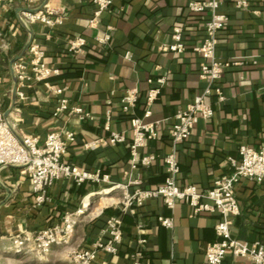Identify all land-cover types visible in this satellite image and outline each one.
<instances>
[{"label": "crops", "instance_id": "obj_1", "mask_svg": "<svg viewBox=\"0 0 264 264\" xmlns=\"http://www.w3.org/2000/svg\"><path fill=\"white\" fill-rule=\"evenodd\" d=\"M190 0H113L102 12L96 27L89 25L93 16L92 0H3L0 8V111L13 126L17 136L30 134L42 143L48 132L66 128L75 132V141L62 160L81 169L109 174L112 183L139 181L142 188L163 183L167 175L162 157L175 151L179 172L175 180L181 186L194 184L206 191L214 178L232 171L229 157L238 159V147L257 148L264 132V0H247L246 8L221 0L219 10L226 14L217 35L215 57L229 60L217 84L224 99L212 92L206 97L214 111L210 118L198 117L187 139L172 146L170 124L207 86L199 77L202 59L193 51L205 34L208 12L188 9ZM200 1V0H196ZM55 8L63 22L48 27L29 23L23 12ZM182 29L186 48L182 53L162 51L172 42L173 27ZM110 34L107 44L97 38ZM85 38L83 48H68L70 38ZM37 41L45 50L44 62L59 70L50 82L65 87L63 96L70 104H79L91 115L79 120L74 114L52 116L57 96L44 82L33 81L19 87L10 62L18 55L27 57L25 47ZM164 76L166 82L152 104L151 120L158 121L157 136L139 151L155 154L149 166L130 164L132 133L130 116L121 112V96L127 89L138 88L134 113L141 116L145 106L148 78ZM25 98L20 99L17 91ZM112 114L111 130L123 132L125 140L117 144L84 147L86 142L107 138L106 114ZM111 183L97 184L57 179L49 189V200L36 204L28 174L21 166H0V264H70L74 248H89L100 235L108 215L120 211L122 189L109 191ZM128 186L131 192L136 187ZM239 214L231 218L232 235L248 243L264 245V179H241L235 186ZM95 197H100L96 202ZM90 200L74 226L68 243H55L49 252H37L32 240L21 252L14 250L15 237L29 236L38 229L54 225L65 212L75 210ZM123 237L118 252L99 251L91 264H206L209 242L218 239L214 225L217 212L192 213L190 205L177 200L173 208L160 197L149 198L122 213ZM160 216L171 217L172 228L160 223ZM145 238L141 243L140 239ZM141 251V254L138 253ZM221 264H253L247 257L227 253Z\"/></svg>", "mask_w": 264, "mask_h": 264}, {"label": "built area", "instance_id": "obj_2", "mask_svg": "<svg viewBox=\"0 0 264 264\" xmlns=\"http://www.w3.org/2000/svg\"><path fill=\"white\" fill-rule=\"evenodd\" d=\"M3 0H0V8ZM95 8L93 16L89 19V25L96 27L102 12L110 9L113 0H92ZM233 6L237 8H246L247 0H231ZM221 0H190L187 3L189 10L195 13L208 12V18L204 23L205 34L200 45L194 46L193 51L198 53L202 59L199 67V77L207 81V86L203 91L189 102L183 110L177 111L174 120L170 124V138L172 146L179 143L190 135L192 128L198 117L210 118L213 116L211 104L206 101V97L212 92L218 95L219 100L224 99L221 88L217 84L223 71L232 63L229 60H218L215 57L218 32L224 27L226 14L218 8ZM27 22H40L46 26L54 27L63 22V17L58 11L49 4L41 8L23 12ZM110 40V34L105 33L97 38L98 43L107 44ZM85 38L76 36L68 40V48L78 52L83 48ZM186 48L183 42L182 29L173 27L172 42L162 44V51H172L182 53ZM28 55L20 56L13 62V72L19 87H30L33 81L44 82L47 90L52 95L57 96V103L53 108L52 116L59 117L60 114H74L79 120L90 118L89 112L79 104H70L69 98L63 96L65 87L54 84L49 78L58 74L59 70L52 65L44 62L45 50L37 41H32L27 47ZM164 76L148 78L149 88L145 92V106L142 115L134 113L138 101V88H130L121 96V112L130 116L131 122V141L130 164L132 167L141 164L149 166L156 158L154 154H141L139 149L149 140H154L157 136L156 126L158 121L151 120L152 104L158 99L162 86L166 82ZM18 97L24 99L22 90L17 91ZM106 118L104 128L109 131V136L103 139L86 142L84 147H94L103 144H117L125 140L123 132L111 130L112 114L110 110L105 112ZM75 141V132L71 129H54L46 135L42 143L37 136L22 134L17 136L13 131V126L3 116L0 111V166L15 165L21 166L23 172L28 174L34 201L36 204H42L49 200V189L57 179L71 180L76 184L83 182H94L97 184L111 183L109 188L122 189L120 200V211L114 215H108L105 219V226L102 235L97 237L89 248H74L70 253V264H91L99 251L116 254L120 244L122 232V213L135 206L143 204L149 198L160 197L165 206L173 208L177 200H181L190 205L192 213L217 212L219 219L214 225L218 239L207 244L205 251L206 264H221L224 256L229 253L235 257H247L253 264H264V245L258 241L248 243L239 240L232 235L230 224L231 218L238 215L239 205L235 195V186L241 179H249L254 182H261L264 179V132L259 147H251L246 144H240L238 147V159L229 157L232 171L214 178L212 185L206 191H199L194 184L181 186L175 180L179 172V163H177L175 151L162 157L166 165L167 175L163 183L153 188H142L139 181L132 180L128 183H112L109 174L100 169L95 171H86L79 166L69 164L62 160L68 147ZM134 184L133 191L128 190V186ZM85 203L82 206L65 212L62 219L54 225L38 229L32 237L21 236L13 239L14 250L21 252L26 243L30 240L34 243L37 252L46 253L55 243H68L72 237V232L78 218L86 211ZM159 223L165 228L173 227L171 217L160 216ZM140 242H145L141 238ZM141 254V251L138 255ZM133 264H141L135 260Z\"/></svg>", "mask_w": 264, "mask_h": 264}, {"label": "water", "instance_id": "obj_3", "mask_svg": "<svg viewBox=\"0 0 264 264\" xmlns=\"http://www.w3.org/2000/svg\"><path fill=\"white\" fill-rule=\"evenodd\" d=\"M27 47H28V45L25 47V49H26ZM23 53H24V52H23ZM23 53H22V54H23ZM22 54L16 56L15 58H13V59L11 60V62H10V66H11V68H12V72H13V66H12L13 62H15L17 58H19L20 56H22Z\"/></svg>", "mask_w": 264, "mask_h": 264}, {"label": "bare ground", "instance_id": "obj_4", "mask_svg": "<svg viewBox=\"0 0 264 264\" xmlns=\"http://www.w3.org/2000/svg\"><path fill=\"white\" fill-rule=\"evenodd\" d=\"M86 201H85V206H86V208L88 207V204H89V202H90V200H88L87 198L85 199Z\"/></svg>", "mask_w": 264, "mask_h": 264}, {"label": "rangeland", "instance_id": "obj_5", "mask_svg": "<svg viewBox=\"0 0 264 264\" xmlns=\"http://www.w3.org/2000/svg\"><path fill=\"white\" fill-rule=\"evenodd\" d=\"M99 198H100V197H95V201H96V202L100 201Z\"/></svg>", "mask_w": 264, "mask_h": 264}, {"label": "trees", "instance_id": "obj_6", "mask_svg": "<svg viewBox=\"0 0 264 264\" xmlns=\"http://www.w3.org/2000/svg\"><path fill=\"white\" fill-rule=\"evenodd\" d=\"M138 102V101H137Z\"/></svg>", "mask_w": 264, "mask_h": 264}]
</instances>
